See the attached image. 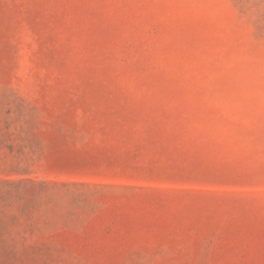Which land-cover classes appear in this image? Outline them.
I'll return each mask as SVG.
<instances>
[{"label": "rangeland", "instance_id": "obj_1", "mask_svg": "<svg viewBox=\"0 0 264 264\" xmlns=\"http://www.w3.org/2000/svg\"><path fill=\"white\" fill-rule=\"evenodd\" d=\"M0 264H264V0H0Z\"/></svg>", "mask_w": 264, "mask_h": 264}]
</instances>
